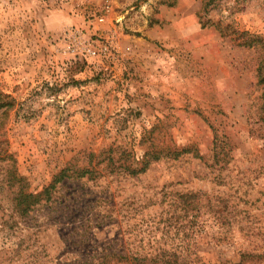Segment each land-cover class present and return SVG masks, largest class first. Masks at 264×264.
Segmentation results:
<instances>
[{
	"label": "rangeland",
	"instance_id": "rangeland-1",
	"mask_svg": "<svg viewBox=\"0 0 264 264\" xmlns=\"http://www.w3.org/2000/svg\"><path fill=\"white\" fill-rule=\"evenodd\" d=\"M208 1L0 0V264H264V0ZM66 168L97 178L1 225L12 174L37 194Z\"/></svg>",
	"mask_w": 264,
	"mask_h": 264
},
{
	"label": "trees",
	"instance_id": "trees-1",
	"mask_svg": "<svg viewBox=\"0 0 264 264\" xmlns=\"http://www.w3.org/2000/svg\"><path fill=\"white\" fill-rule=\"evenodd\" d=\"M222 0H209L206 4V8L210 7L211 5L218 4ZM203 26H208L209 22H203ZM222 24H218V28L221 30ZM223 30L229 31L230 27L223 26ZM245 45L249 48L255 47L257 44L262 43L263 40L257 37H246ZM264 71V66L260 70V74L262 75ZM264 82V78L262 79ZM152 148V147H151ZM189 149H182V150H174V152L167 151V153H157L154 151H147L143 157L142 167L141 168H133L129 170L125 168L124 173L131 176H137L140 174L145 173L150 165L154 162L159 161L162 159V155L164 157H177L183 154H190ZM11 159V158H10ZM110 162H114L113 159H110ZM89 176V180H93L96 177V172L91 169H84V170H74L73 168H66L61 171L53 180V183L46 187L42 192L34 194L32 192L26 191L25 185H23V179L19 178L18 175L12 174L10 182V188L18 186L17 191L14 193V197L11 203V214L8 215V218H2V226L8 228H14V226L19 225L21 222H25L27 219L30 218L31 213L35 210L36 207L40 206L43 202L46 204H53V198L57 191V185L64 180H69L73 178H85ZM186 202H184L187 206L185 209H189L188 206H196V203H199L198 195H187L185 197ZM189 251L184 250L180 252L178 249H172L169 251H156V253H137V254H128L125 258V262H131L132 264H193L192 261L188 258ZM183 255V256H182ZM115 258V255L112 256ZM128 257V258H127ZM243 259L246 257V254L242 256ZM121 259V258H120ZM127 259V260H126ZM246 259V258H245ZM200 261V259L198 260Z\"/></svg>",
	"mask_w": 264,
	"mask_h": 264
}]
</instances>
